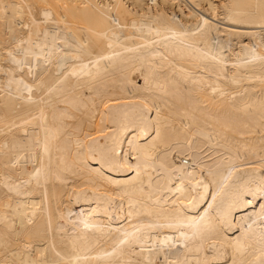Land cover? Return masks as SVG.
<instances>
[{
  "label": "bare ground",
  "instance_id": "6f19581e",
  "mask_svg": "<svg viewBox=\"0 0 264 264\" xmlns=\"http://www.w3.org/2000/svg\"><path fill=\"white\" fill-rule=\"evenodd\" d=\"M0 264H264V0H0Z\"/></svg>",
  "mask_w": 264,
  "mask_h": 264
}]
</instances>
